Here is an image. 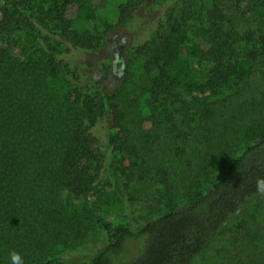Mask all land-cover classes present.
<instances>
[{"label": "trees", "instance_id": "16d2710c", "mask_svg": "<svg viewBox=\"0 0 264 264\" xmlns=\"http://www.w3.org/2000/svg\"><path fill=\"white\" fill-rule=\"evenodd\" d=\"M145 1L0 0V264H11L12 251L24 264H73L51 255L63 242L62 230L75 224L61 197L94 191L100 150L91 128L103 117L126 186L154 178L167 211L136 229L98 221L104 244L79 264H192L263 200L264 103L251 97L245 110L243 101L249 75L264 65L258 49L264 46V0H192L168 8L153 36L134 50L142 62L133 98L138 90L151 109L140 121L119 91L76 86L69 77L76 74L49 52L56 46L37 43L34 21L74 48L97 51ZM194 25L204 36H187ZM23 34L31 35V45L19 44ZM194 80L208 95L227 89L219 113L209 105L191 112L182 92ZM225 109L237 114L221 125ZM236 116L240 123L248 117V127L241 129ZM154 129L156 138L162 134L186 147L194 140L209 145L198 176L220 160L224 170L205 190L190 180L183 192L178 166L157 158L151 164L147 142ZM248 134L256 137L249 141ZM175 148L179 156L185 151Z\"/></svg>", "mask_w": 264, "mask_h": 264}, {"label": "rangeland", "instance_id": "374dc122", "mask_svg": "<svg viewBox=\"0 0 264 264\" xmlns=\"http://www.w3.org/2000/svg\"><path fill=\"white\" fill-rule=\"evenodd\" d=\"M183 1L188 4L192 0H146L126 23L108 32L104 46L97 51L74 48L34 21L39 32L36 40L46 50L50 45L56 46L55 50L49 52L76 74L75 80L72 79V75L69 76L76 86L83 90H98L109 94L119 91L122 103L128 105L135 120L140 121L149 114L151 109L147 107L138 90L135 91L137 101L133 98L132 91L138 83L142 62V58L134 57V50L153 36L164 21L168 8L178 6ZM196 16L197 19L202 20L200 13ZM188 32L187 36H204V29L199 25L191 26ZM31 40V35L23 34L19 37V44L31 45ZM258 49L261 61L264 62V46H258ZM248 81V97L243 101L245 110L250 109L248 104L251 97H255V100H257L256 97L262 99L264 103L261 93L264 91V65L257 67L249 75ZM225 95H227V89L219 94L202 93L198 89L196 80L182 92L183 98L192 106L191 112H198L201 106L209 105L216 107L219 113L222 105L221 97ZM262 106L264 107V104ZM245 110L241 114L246 116ZM223 113L217 120L221 125H226L229 117L237 114L236 112L231 114L230 109H225ZM238 118L240 116H236L234 122H237L241 129L248 127L250 124L248 117L241 118L246 123H240ZM91 131L98 141L100 150L95 189L83 198L62 195L61 201L66 205L72 216L71 221L75 224L73 227L69 225L62 230L63 242L51 251L52 256L73 264L82 263L104 244L103 230L97 224L98 221L107 220L115 223L121 221L130 228L136 229L167 211L166 203L163 201L164 195L154 178L126 186L117 172L120 155L110 143L111 130L107 118L99 119L92 126ZM150 132L152 136L147 144L151 148L153 158L151 164L157 163L155 162L157 158L159 164L162 159H166L164 163L169 160L168 162L172 165L178 166L179 171L176 176L181 180L178 184L182 186L183 192H187V186H192V184L189 185L190 180L200 182L202 187L199 188L202 191L205 190L211 180L225 168L224 160L223 163L220 160L213 164L208 173L198 176L196 173L202 166V156L206 150H209V145L206 146L194 140L187 142L186 147L183 143L174 142L162 134L160 138H156L158 131L155 129ZM233 135L235 138L236 134ZM254 136L256 137V135L248 134L247 140L251 141ZM177 146L185 147V151L180 156L175 152ZM186 203L185 198L179 201V204H175L179 207ZM192 264H264V198L259 205L252 206L239 215Z\"/></svg>", "mask_w": 264, "mask_h": 264}, {"label": "clouds", "instance_id": "9594fccd", "mask_svg": "<svg viewBox=\"0 0 264 264\" xmlns=\"http://www.w3.org/2000/svg\"><path fill=\"white\" fill-rule=\"evenodd\" d=\"M11 264H24L21 255L18 252L12 251L10 253Z\"/></svg>", "mask_w": 264, "mask_h": 264}]
</instances>
